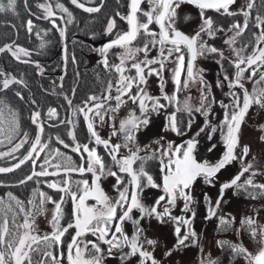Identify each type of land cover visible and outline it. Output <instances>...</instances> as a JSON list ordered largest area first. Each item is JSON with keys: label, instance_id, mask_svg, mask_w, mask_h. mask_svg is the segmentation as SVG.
Masks as SVG:
<instances>
[{"label": "snow or ice", "instance_id": "snow-or-ice-1", "mask_svg": "<svg viewBox=\"0 0 264 264\" xmlns=\"http://www.w3.org/2000/svg\"><path fill=\"white\" fill-rule=\"evenodd\" d=\"M145 0H130L129 2V13L126 16H120V19L126 21L129 26L128 30L122 33H118L114 40L108 43L105 47L99 49L102 56H104V66L105 68L114 69L118 74V83L116 86V92L118 93L115 97H112L111 90L112 84L109 83L107 92L108 95L105 100L115 99L117 105L112 108L111 111L116 112L120 105L126 103L122 98L127 96L133 104H138L139 109L142 113L141 116H137L135 112L129 114V117L120 123L119 131L123 133V140L125 141L124 147L129 149V155L123 156L118 159L120 155V144L112 145L109 140H103L96 133L93 127V123L88 116L89 112L93 109L89 108L85 112V119L89 120L88 130L91 136L94 138L96 145H103V147L108 150V155L111 160L118 166L119 172L126 173L130 179L128 185L132 186V192L129 194L128 186L123 189L120 188L121 184H124V180L121 176L117 175V172L108 169L106 171L103 159L94 149H90L88 145L75 144L72 151L77 153H86V167L81 164L79 167H66L64 169L65 173L78 172L80 174L91 173L95 178V182L90 185L88 180H81L76 182L79 188V192H73L71 190L70 179H65L63 183L54 182L49 183L48 187L55 189L64 194L58 201H52L51 197H48L46 193L40 192V203L36 205L33 201V206L38 208V210L43 213L45 208V202H51L54 204L53 216L51 220V225L53 231L50 234H45L43 236L34 235V220H31V213L25 212L24 206L21 201L16 200L15 197L9 193V198L15 200L16 205L19 207L21 212H25V219L23 224L18 225V228L24 229L23 233L19 236L10 234L8 228V221L5 218L3 226L0 227V264H32V253H41V260L39 264H61V261L66 260L67 264H104V260L112 256L113 251L122 253L120 259L122 264L131 256L139 255L141 257V264H159V262L154 258V256L147 250H144V245L155 246L157 241L147 239L142 236L143 229L140 227V220L133 219L131 213L133 209L139 210L141 213L140 219L144 217L155 216L161 223L166 222L165 217L172 220L177 226L175 228V235L177 237V245L187 246L186 241H189L190 237L195 238L196 233L191 229V220L185 219L183 217H174L171 215L170 208L165 206L162 212H158L157 208L160 207L162 201H166V204L175 207L178 199L184 201V211H190V203L192 202V196L190 192L186 191L190 189L192 184L196 181L198 177H203L206 183H211L212 178L228 164L234 160L247 157L250 149L244 146L242 149V154L240 157L236 155V148L239 146V133L241 125L245 120L250 108L253 105L264 109V87H254L251 93L245 88L242 81L245 79V73L251 69L247 79L251 80L257 76L259 72V79L255 81L256 85L264 84V72H260L261 68H264V47H260L264 44V17L256 16V22L254 27L259 29L258 34L253 33V39L255 44L253 46V51L251 54L245 56L243 53L246 51V45L240 48L233 47L237 38L242 36L246 30L249 28V17L251 14V9L255 5V0H248L247 10L241 8L239 12L231 11V6L236 3V0H147L149 8L147 11L141 8V5ZM71 3L77 8L82 9L87 13H96L100 11V7H86L81 0H71ZM188 3L194 5L200 10L201 24L199 30L193 36H188L178 30L175 25L177 22V9L181 4ZM44 9L48 18L55 16V12L51 5H40ZM56 7L60 12L67 14V23L73 22L72 13L63 4L57 3ZM16 0H0V12L12 11L15 12ZM206 10H212L219 13L221 16H237L242 15L244 17L243 24L239 22H234L228 29L229 32H234V34L225 41L226 44L230 46L231 52L233 53L235 59L232 60L230 57H226L224 51L210 45L206 40L202 38L203 35H207L209 38H215L218 32H224L225 29L222 27L215 26L214 20L210 16H206ZM119 15V13H117ZM144 17L141 20L140 17ZM63 17H61L62 19ZM187 19V18H186ZM53 23H55L53 21ZM115 20H110L107 26V33L111 34L115 27ZM157 25L159 31L151 29V25ZM28 29L31 31L32 22H28ZM143 33L149 39L144 41L143 47H134V42ZM60 35L63 37L65 35L64 29H60ZM113 47H118L124 51L118 56L119 63L114 65H109L107 59V53ZM152 48H156L158 55L152 59H148V54ZM12 55L19 60L21 55L28 56L29 53L23 48H18L13 50L11 46L7 49ZM4 49H0V52ZM144 53L145 58L143 60L134 62L130 67H126V63L129 60H135L137 53ZM220 57L221 60L228 59L233 64L235 71L234 79L229 80V77L225 74L223 79L228 80L229 88H239L243 92V99L241 101L240 95L237 93H232L233 101L230 105L232 112L229 116L225 114L224 124L227 126V132L223 136L224 144L226 147L225 154L222 158L214 165H210L207 161L198 162L194 156V150L196 148L195 139H190L184 144L173 146L168 144L167 147H162L160 149V155L156 156L153 154L152 157H141L139 152L141 149L136 146L135 138L136 133L141 128V126H147L149 123L148 112L149 104H151V111H157L166 107L165 104L160 103V99H164L169 103L176 101V96H168L163 93L164 79L163 72L165 69V64L170 59H173L176 67L173 69V81L176 87V92H180L183 89H187L189 83H199L201 85V107L196 108L195 111L201 112L204 115L208 114V109L204 107L205 103H209L208 94L205 93V88H210L206 84L202 76V70H198L195 67V61L200 56L213 55ZM185 55L189 56V61L185 65ZM26 62V61H23ZM218 63L220 61H217ZM152 65H159L158 68H153ZM135 69V75L129 76L125 75L127 71ZM147 72V75L145 74ZM0 75H4L0 73ZM156 75L159 77L161 84L162 97H152L148 95L145 88L142 85L147 84V77ZM182 75H185V79L182 82ZM13 83H22L11 78H5L0 82V91L7 90ZM220 81L217 85L220 86ZM135 87L137 92L132 93V89ZM20 96V93H16ZM23 99V97H20ZM67 99V97H66ZM91 100L95 101L97 97H91ZM71 104V101H68ZM104 105L97 103L95 107L97 109L102 108ZM222 107L228 108V105H221ZM11 113V109L8 108L2 100H0V136H4L8 142H11L13 135H15L19 130L18 121L15 118V114L12 113V118L9 120L5 112ZM80 111H85L80 109ZM177 111H185L191 115L193 109L188 103V98L184 101V107L177 108ZM75 114V113H74ZM96 116H99L101 121L104 119V115L101 112H96ZM49 117L56 116V110L50 109L48 112ZM32 123L37 125L40 133H43V126L40 120V113L34 112L32 116ZM192 121L189 120L188 127H191ZM170 128L172 131L181 135V131L177 126L176 114L173 113L168 116V124L166 129ZM203 129H201L202 131ZM264 130V129H262ZM215 131V129H213ZM198 134V133H197ZM113 135L116 132L113 131ZM22 140L17 144L11 152L3 153L0 155H11L12 152L17 151L26 142ZM73 140L75 141V136L73 135ZM264 140V136L261 137ZM0 140V143H3ZM63 143V141H59ZM159 143V141H157ZM132 145V147H130ZM47 144L41 143L40 136L35 138L34 144L31 147L28 154L25 156L24 160L15 165V168H19L26 160H33L39 158V152H42ZM67 148L69 145L64 144ZM135 148L133 151L132 149ZM36 154L34 158L33 154ZM56 155H62L60 151L56 150ZM159 159L161 164L162 175V185L154 181L152 175L144 170L141 166L139 169H134L133 164L135 161L146 160V159ZM70 161V157L68 158ZM82 160L84 157L82 155ZM45 164H49V160L44 161ZM53 167L59 169L61 165L56 164ZM252 164H248L243 167L240 174L235 176L229 183H225L220 189V198L216 202V207H219L220 199L223 197V193L226 189L235 187L237 190L244 189L248 190L249 187L253 189H260V195H264V184H256L253 182L252 178L245 181L244 184H239L238 181L245 172H249L252 168ZM41 171H33L32 175L27 177V180H31L33 176H48L57 175L58 173H49L44 165H41ZM13 168H0V173L11 172ZM114 176L116 177L117 184L114 186L118 192V198L113 202L110 198L103 192L100 187L99 181L102 176ZM252 177L256 176V172L251 173ZM142 178L144 182L142 184ZM26 181H21L25 183ZM156 188L163 192V195L159 196L155 204L151 207H145L140 200L144 188ZM253 198H255L254 193H249ZM65 196L71 199L74 204L73 208V219L67 223V225H62L61 221L64 216L62 205L65 203ZM89 199L94 200L95 204L86 203ZM207 199V198H206ZM4 201L0 199V205ZM117 209H121V213L117 215ZM8 210L11 211V205L8 206ZM215 211L209 208V217L215 216ZM195 213H193V216ZM125 221H131L134 226V234L130 238L124 231L123 224ZM231 221L225 220L223 217L220 218V224L226 225L230 224ZM113 225H115L113 227ZM181 225L188 226L187 234L181 236ZM256 221L251 217H246L241 222V226H247L250 236L252 239H256L259 236V247L254 253L248 251L243 245H233L229 244L232 253L235 256H243L247 264H264V226L257 228ZM70 229H75L74 235L71 236L70 243L67 244L66 253L63 251H58L60 247L64 245L63 237L69 232ZM91 234L95 237V240H83L82 237ZM11 235V239H9ZM220 247H224L228 244L227 241H219ZM101 245H107V249H104ZM52 249H57L56 252ZM124 249H128L124 252ZM166 255H171L169 251ZM202 264L204 262L202 261ZM207 264H216L215 261L208 260Z\"/></svg>", "mask_w": 264, "mask_h": 264}, {"label": "trees", "instance_id": "trees-1", "mask_svg": "<svg viewBox=\"0 0 264 264\" xmlns=\"http://www.w3.org/2000/svg\"><path fill=\"white\" fill-rule=\"evenodd\" d=\"M81 2L86 7H100V11L84 12L73 5L71 0H16L15 12H0V49H4L0 52V73L4 74L0 75V82L5 78L22 81V83L11 84L7 90L0 91V100L11 109V113L5 112L6 117L11 120V114L14 113L19 124V130L13 135L11 142H8L4 136H0V140L4 141L0 143V154L11 152L17 144L25 140V134H27L26 142L21 148L12 152L11 155H0V168H8L19 163L30 151L35 138L39 136L37 125L32 123L34 112L40 113L43 126L41 143L47 144L42 152L38 149L39 158L35 162L34 159L29 160L12 173L0 174V199L4 201L0 205V227L3 226L5 218L8 221V228L13 229L24 222L25 212L31 211L34 215L38 213V208L34 207L30 201L39 205L40 192L46 193L53 201H58L61 196H64L63 193L49 188V183H63L68 178L73 191L77 187L76 182L91 179L90 174L72 172L33 176L31 180H27L33 171L42 170V164L46 169L50 164H45L44 161L53 159L55 156L54 162H59L61 168L79 167L81 164L87 166L86 159L82 160V155L86 158V153L72 151L77 143L88 145L90 149L95 145L94 138L88 130L85 111L80 109L86 110L91 103L100 102L108 95L106 90L109 83L112 86L118 83V77L114 79V69L105 68L104 57L97 53L101 41L114 38L118 33L127 30L128 25L126 21L120 19V16H124L127 12L128 2L127 0H81ZM57 3L63 4L72 13V23H67V14L60 12L56 7ZM42 4L51 5L55 16L48 18L44 9L40 7ZM140 18L143 20L142 16ZM113 19L116 24L112 33L109 34L106 29L110 20ZM29 21L32 22L31 31L28 29ZM154 26L156 25H151L152 30H155ZM60 29L65 31L63 37L60 35ZM64 41L66 42V67L63 58ZM9 46L12 49L23 48L29 55H21L17 60L7 50ZM115 49L119 48L113 47L107 53L109 65H114L111 52ZM17 92L20 96L16 95ZM21 96L23 99L20 98ZM91 97L98 99L93 101ZM69 100L71 104L68 103ZM50 109L56 110V116H48ZM73 135L75 141L72 138ZM64 144L69 147L65 148ZM57 149L62 155H56ZM101 154L104 163L111 160L106 152ZM146 171L154 178H161L159 167L153 163ZM21 181L26 182L21 183ZM246 192L256 194L257 189L249 187ZM9 193L22 202L25 212H21L15 200L9 198ZM64 198L65 203L62 205L64 216L61 224L67 225L72 217V201L67 196ZM9 205H11V211L8 210ZM70 239L71 233L69 235L67 233L63 237L64 245L58 251L66 253ZM52 251L56 252L57 249Z\"/></svg>", "mask_w": 264, "mask_h": 264}, {"label": "flooded vegetation", "instance_id": "flooded-vegetation-1", "mask_svg": "<svg viewBox=\"0 0 264 264\" xmlns=\"http://www.w3.org/2000/svg\"><path fill=\"white\" fill-rule=\"evenodd\" d=\"M247 3L248 0H236V3L231 6V11H236L239 12L241 8H245L247 10ZM180 6H185L186 7V15L187 19L185 20L186 23V31H183L182 28L180 27L179 23L176 22L175 27L183 32L184 34L188 36H193L195 33L199 30V26L201 24V18H200V10L196 8L192 4L188 3H183ZM206 16H210L214 20L215 26L222 27L225 29L224 32H218L215 36V38H209L207 35H203L202 38L206 40L210 45L215 46L221 50L224 51V54L226 57H230L232 60L235 59L233 53L231 52L230 46L225 43L227 39H229L234 32H229L228 29L230 28L231 24L234 22H239L241 25L243 24L244 17L242 15H237V16H221L219 13H216L212 10H206L205 12ZM262 16L264 17V0H255V5L251 9V14L249 17V28L244 32V34L240 37L237 38V42L233 47L240 48L242 46H247L246 51L243 53V55L247 56L251 54L253 51V46L255 44V41L253 39V33L258 34L259 29H256L254 27V24L256 22V16ZM228 22V25H227ZM263 44L260 45V47ZM152 50V49H151ZM153 55V58L158 55V51L156 48H153L152 51H150ZM173 59H170L169 61L166 62L165 64V69L163 72V79H164V87L163 89L165 90V94L168 96H176V101L173 103H169L168 101L164 99H160V103L165 104L166 107L163 109H159L157 111H151V105H149V112H148V119L149 123L147 126H141V128L138 131V137L139 141H144L142 145H140L141 152L145 154L143 157H152L153 154L156 156L160 155V149L162 147H167L168 144H172L173 146L181 145L184 144L186 141L190 139H195L196 143V148L194 150V156L198 162H205L207 161L210 165L214 164L220 155L224 153L225 151V144L223 140L224 134L227 132V126L224 124V118L225 114L227 113L229 116L231 115L232 109L230 105L232 104L233 97L232 93H237L240 95L241 101L243 99V92L239 88H229L228 87V80H224L223 77L226 74L229 77V80L234 79L235 76V71L236 69L234 68L233 64L230 62V60L225 59L221 60L220 57L216 56L215 54L213 55H206V56H200L197 58L195 61V67L198 70H202V76L204 81L210 88H205L204 91L205 93L208 94V101L209 103H205L204 107L208 109V114L204 115L201 112L195 111L196 108L201 107V85L199 83H189V86L187 89H183L180 92H176V87L173 81V75L171 74V71L173 73V69L176 67L175 63L173 62ZM189 61V56L185 55V65H187ZM217 61H220L219 63ZM156 66V65H153ZM159 65H157L156 68H158ZM155 68V67H154ZM251 72V69H249L248 72H246L245 79L242 81L244 83L245 88L248 90L249 93L253 91L254 87H264V84L261 85H256L255 81L259 79V72L257 73V76L252 78L251 80L247 79L249 73ZM260 72H264V68L260 69ZM172 76V77H171ZM185 75H182L181 79L182 82L185 79ZM157 83L155 84L156 86L161 84V81L159 80V77L156 76ZM220 81V86L217 85V82ZM145 91L148 93V90L145 89ZM149 95V93H148ZM153 97V96H152ZM155 97H161V96H155ZM188 98V103L191 105L193 111L191 115H189L185 111H177V108H183L184 107V101L185 99ZM101 103V102H97ZM96 104V103H95ZM102 104V103H101ZM228 105V108L222 107L221 105ZM92 107V106H91ZM90 107V108H91ZM89 109V107L86 108V112ZM101 109V108H99ZM98 109L94 110L90 114V119L92 118L93 120V115ZM138 113L139 116L142 115L139 106H138ZM175 113L176 118H177V126L179 127L181 131V135H178L176 132L172 131L170 128L166 129V125L168 124V116ZM129 117V116H128ZM127 117V118H128ZM91 120V121H92ZM189 120L192 121L191 127H188ZM87 121V119H86ZM88 124V122H87ZM94 130L96 133L101 137L103 140H109L112 145H116L113 141L110 139L102 137V135L97 131L95 125L93 124ZM201 129H203L201 131ZM215 129V131H213ZM264 109L259 108L256 105H253L248 114L245 117L244 122L241 125L240 133H239V146L236 148V155L242 151L244 146H247L248 148L250 145L245 142V137L249 132L253 130L261 131L262 134L264 135ZM141 131V132H140ZM198 133V134H197ZM123 137V135H122ZM159 141V143H157ZM124 143V141H123ZM161 143V147H159ZM94 149L98 155L102 157V152H106L108 154V150H106L103 145H94ZM211 154H215V158H211ZM34 156V155H33ZM87 158V154H86ZM84 158V159H86ZM103 159V158H102ZM104 162V160H103ZM138 162V160L136 161ZM143 166L145 168H148L149 166L152 165H157L159 169H161V164L159 159L153 158V159H146L142 160ZM85 166V165H84ZM86 167V166H85ZM245 167V166H244ZM47 168V167H46ZM243 169V167H242ZM241 169V170H242ZM240 170V171H241ZM221 171V170H220ZM219 171V172H220ZM239 171V172H240ZM218 172V173H219ZM238 172V173H239ZM78 173V172H77ZM217 173V174H218ZM237 173V174H238ZM62 174V173H60ZM57 174V175H60ZM66 174V173H64ZM80 174V173H78ZM90 174L91 179L89 181V184L92 185L95 182V178L93 180V176L91 173H84ZM216 174V175H217ZM236 173L234 174L237 175ZM162 173H161V178H154V181L158 184L162 185ZM233 176V177H234ZM232 177V179H233ZM243 177V175H242ZM241 179L238 181V183L242 180ZM102 178V177H101ZM68 179V178H67ZM231 179V180H232ZM101 180L99 181L100 187L103 190V192L110 198L114 197V194L111 191V187H114L117 184V181H114L112 184L108 185L105 184L104 182L101 183ZM129 181V180H128ZM128 181L124 184L120 185V188L123 189L125 186H128L129 191L131 192V185H128ZM144 182V179L142 178V184ZM195 183V182H194ZM190 187V189L186 190L192 194L194 190L193 186ZM225 183L229 182H221L218 183L219 190L221 189V186ZM205 185L210 186V183H206ZM227 190V189H226ZM225 190V192H226ZM202 194L204 197V207L211 206L209 205V200H210V190L208 192L207 189L202 188ZM74 192V191H73ZM129 192V194H130ZM147 193V195L150 196V201L148 202V208H151L157 198L161 195H163V192L160 189L156 188H144V191L142 195L140 196L141 203L142 202V196ZM225 194V193H224ZM207 198V199H206ZM218 198H220V194L218 195ZM217 198V200H218ZM216 200V202H217ZM221 202V199H220ZM86 203L92 205L95 204L96 202L94 200H88ZM213 204V203H212ZM220 205V203H219ZM167 206L170 208L171 215L174 217H183L185 219L191 220V229L192 231H195V225H199L203 222L204 215H202L200 218H196V216L192 214L195 213L193 211V206L194 204L190 205L191 211L190 214L189 211H184V202L178 206V202H176L175 207L169 206L166 204V201H162L160 207L157 208L158 212H162L163 208ZM73 208L74 204L72 202V217L68 220L70 222L73 219ZM215 211V216H212L211 218H208V221H214V219L217 217V211L218 207L212 208ZM121 209H117V215L119 216L121 213ZM31 213V212H30ZM32 220H34V223L36 221L38 222L39 218V212L36 213L35 215L31 213ZM133 219H139L140 220V227L143 229L142 236L146 237L147 239L155 240L157 241V244L153 247L151 245H144V250L149 251L154 258L159 262V264H170L172 263V259L169 258L170 255H166L169 251L171 253H174L177 249L182 250L181 248L187 247V246H179L176 247L177 245V237L175 235V228L176 224L170 220L168 217H165L164 223H161L158 219H156L155 216L152 217H144L143 219H140L141 213L137 209H133L131 213ZM209 217V214H208ZM158 223V228L156 232H153L154 230L152 227V224ZM194 223L195 225H193ZM23 224L20 223L19 225ZM128 224V227L126 226ZM66 226V225H65ZM115 225H113L114 227ZM123 228L125 233L131 238L132 235L134 234V226L131 221H125L123 224ZM199 227L196 228V230ZM21 229V228H19ZM22 230V229H21ZM220 230V229H219ZM188 231V226L186 225H181V236L187 234ZM21 232V231H20ZM71 233V236L74 235L75 229H70L68 232V235ZM34 235H36L33 232ZM66 235V234H65ZM81 239L83 240H95L96 238L93 237L91 234L86 235L85 237H82ZM71 240V239H70ZM194 242V238L190 237L189 241H186V244H192ZM70 243V241H69ZM104 249H107V245L102 246ZM173 250V252H172ZM124 252H127L128 249H124ZM183 251V250H182ZM33 254V253H32ZM122 253H119L117 251H113V254L111 257H117L120 258V255ZM175 254V253H174ZM110 257V256H109ZM107 257V258H109ZM41 253L39 254L38 258H34L32 262L34 264H39V261L41 260ZM169 258V259H168ZM27 263V262H26ZM61 264H67V262L61 261ZM124 264H141V257L139 255L136 256H131L129 257L126 261H124ZM150 264V262H149Z\"/></svg>", "mask_w": 264, "mask_h": 264}, {"label": "rangeland", "instance_id": "rangeland-1", "mask_svg": "<svg viewBox=\"0 0 264 264\" xmlns=\"http://www.w3.org/2000/svg\"><path fill=\"white\" fill-rule=\"evenodd\" d=\"M128 6H127V12L124 14L126 16L128 14L129 10V0H127ZM141 8L145 11L148 10L149 5L147 3V0L141 5ZM186 7L180 6L177 9V23H179L180 27L183 31H186V23L185 20L187 18L186 15ZM145 18L143 17V20ZM228 25V22H227ZM151 27V26H150ZM152 28V27H151ZM155 31H157L158 26H154ZM159 31V29H158ZM149 39L146 37L143 33L140 35L137 41L134 42V47H143L144 41ZM101 41L98 45V53L100 56V46L106 41ZM16 50V49H13ZM153 50V48H152ZM150 50V51H152ZM124 50L119 48L115 49L111 52V56L113 60V64H118L119 59L118 56L123 52ZM153 55L151 52L148 54V59H152ZM104 57V56H102ZM145 58L144 53H137L135 60H129L126 63V67H130V65L134 62L143 60ZM152 67L156 68V66ZM147 75V72L145 73ZM171 74L173 75L172 71ZM114 79L115 77H118V74L114 71L113 73ZM125 75L134 76L135 75V69H131L130 71H127ZM172 77V76H171ZM160 80V79H159ZM157 83L156 75L148 76L147 77V84L142 85L145 89L148 90V93L150 96H161V87L159 85L156 86ZM116 86L115 83L111 90L112 96H116L118 93L116 92ZM137 92V89L133 87L132 93L135 94ZM163 93L165 94V90L163 89ZM126 103H123L120 105L119 109L116 112L111 111L112 108H115L117 105V101L114 99L105 100L103 98L100 102L104 105L102 109H98V112H101L104 115L103 121H101L99 116H96L95 112L93 115L92 123L95 125L97 131L102 135V137L110 139L115 144H120V155H118V159H120L123 156L129 155V149L125 148L123 145L125 141L123 140V133L119 131L120 123L127 119L130 113L135 112L137 116H139L138 113V104H133L131 100L127 96H124L122 98ZM95 105V102L91 103L87 107H91ZM151 105V104H149ZM86 112V110H85ZM113 131L116 132V135H113ZM139 131V130H138ZM141 132V131H140ZM264 136L261 131L253 130L251 133L246 135L245 142H247L250 147V151L246 158L243 160L237 159L228 164L225 168L221 169V171L215 175L212 178V182L210 183V186L205 185L204 178L198 177L194 183L193 189L194 190L191 194L192 196V202L191 204H194L193 211L195 212L196 218H200L202 215H204L203 222L199 225H195V233L196 237L194 238V242L192 244H186L187 247H183L180 249H177L174 253H171L170 257L172 259V263L170 264H202V261L204 264H207L208 260L215 261L216 264H247L245 258L243 256H235L232 253L231 248L228 246L229 244L233 245H243L245 248L248 249L250 252H255L259 247H261L259 241V236L254 240L250 236L249 230L247 226L242 227L241 222L246 217H251L256 221V227L259 228L260 226H264V195H260L261 190L257 189L256 197L253 198L249 195V192H246L244 189L237 190L235 187L229 188L226 190L225 194L223 195L220 205L218 207L217 211V217L214 219V221H208V214H209V208H216V200L218 198V195L220 194L218 183L221 182H230L234 174L238 173L242 167L252 164V168L249 170V172H245L243 174L242 180L239 182V184H244L245 181L249 178L253 179V182L256 184H264V140H261V137ZM138 132L136 133L135 138V144L140 148V145L144 143V141H139ZM124 141V143H123ZM161 147V143L159 144ZM132 147V145H130ZM133 151L135 148L132 149ZM225 152V151H224ZM40 153V152H39ZM146 154V153H145ZM145 154H143L141 151L139 152V156L143 157ZM242 154V151L237 155V157H240ZM223 155V153L220 155V157ZM215 158V154H211V158ZM219 157V158H220ZM218 158V159H219ZM56 159H49L50 165L47 166L46 170L49 173L56 172L58 174L65 173V168H55L51 169L53 165L59 164V162H54ZM37 159H34V162ZM106 161V160H105ZM217 162V161H216ZM215 162V163H216ZM105 164L106 171L110 169L111 171L117 172V175L121 176L126 183L130 178L126 173L119 172L118 166L112 161L107 160ZM60 165V164H59ZM141 166H143L142 160L138 159V162L135 161L134 169H139ZM11 167V166H9ZM8 167V168H9ZM144 167V166H143ZM144 170L146 171L147 168L144 167ZM147 172V171H146ZM256 172L257 175L252 177L251 173ZM149 173V172H148ZM151 174V173H149ZM93 176V175H92ZM101 183L104 182L105 184L110 185L116 180V177L114 176H102ZM94 180V177H93ZM112 182V183H111ZM110 187V186H108ZM202 188H205L210 190V200L209 205L204 207V197L202 194ZM74 192H79L78 186L73 189ZM111 191L114 194V197H111L113 202L118 198V192L115 187H111ZM150 196L145 193L142 196V202L145 207L148 206V202L150 201ZM53 201V200H52ZM178 206H180L184 201L182 199H178ZM213 203V204H212ZM44 212L41 213L39 211V218L37 219L38 222L34 223V230L33 232L36 235L43 236L45 234H50L53 231L51 220L53 216V210H54V204L51 202H45L44 205ZM191 211V208H190ZM189 213L187 214H190ZM31 212V211H30ZM193 214V212H192ZM223 217L225 220L231 221L230 224L221 225L220 224V218ZM32 220V218H31ZM158 223L152 224V227H154L152 230L153 232H156L158 228ZM128 227V224L126 225ZM199 227L197 230L196 228ZM17 229V230H16ZM22 229V228H21ZM19 229L18 227H15L10 230V234H14L16 236H19L23 233L24 229ZM220 229V230H219ZM12 230V231H11ZM21 231V232H20ZM10 235V239H11ZM219 241H227L228 244H226L224 247H220L218 242ZM173 252V250H172ZM40 253L34 252L32 254V260L34 258H38ZM168 258V259H169ZM50 263V262H49ZM27 264V263H26ZM34 264V262H32ZM104 264H122V261L120 258L117 257H109L104 260ZM124 264V262H123Z\"/></svg>", "mask_w": 264, "mask_h": 264}, {"label": "water", "instance_id": "water-1", "mask_svg": "<svg viewBox=\"0 0 264 264\" xmlns=\"http://www.w3.org/2000/svg\"><path fill=\"white\" fill-rule=\"evenodd\" d=\"M129 2H130V0H129ZM128 13H129V10H128ZM128 28H129V26H128ZM128 30V29H127ZM126 30V31H127ZM115 38H111V39H108V40H106L102 45H101V48H103V47H105L108 43H110L112 40H114ZM64 40H65V37H64ZM261 47H264V44L261 46ZM63 58H64V66L66 67V42L64 41V44H63ZM91 109H93V110H96L97 108L95 107V105L93 106V107H91ZM90 113L91 112H89L88 113V116H90ZM87 122L89 123V120L87 119ZM39 136H40V138L42 139V133H40V131H39ZM225 151H226V148H225ZM225 154V152L223 153V155ZM34 155V154H33ZM222 155V156H223ZM222 156L217 160V162L222 158ZM25 158V157H24ZM24 158L22 159V160H24ZM29 160H26L23 164H21V166H23L24 164H26L27 162H28ZM216 162V163H217ZM20 163V162H19ZM216 163H214V164H216ZM18 164V163H17ZM135 164V163H134ZM134 164H133V168H134ZM214 164H212V165H214ZM16 165V164H15ZM15 165H13V166H11V167H9V168H13V171H11V172H3V173H0V174H8V173H12V172H14L15 170H17L18 168H15ZM20 166V167H21ZM19 167V168H20ZM242 171V170H241ZM240 171V172H241ZM240 172L238 173V174H240ZM237 174V175H238ZM237 175H235V176H237ZM234 176V177H235ZM233 177V178H234ZM242 177V176H241ZM131 192H132V186H131ZM131 192H130V194H131ZM224 193H225V191H224ZM224 193H223V195H224ZM90 200V199H89Z\"/></svg>", "mask_w": 264, "mask_h": 264}]
</instances>
